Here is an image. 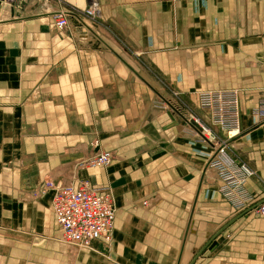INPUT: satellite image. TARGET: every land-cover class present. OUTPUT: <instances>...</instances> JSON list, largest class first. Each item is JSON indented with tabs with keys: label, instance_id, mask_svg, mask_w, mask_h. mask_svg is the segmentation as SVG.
<instances>
[{
	"label": "crops",
	"instance_id": "0c3cea01",
	"mask_svg": "<svg viewBox=\"0 0 264 264\" xmlns=\"http://www.w3.org/2000/svg\"><path fill=\"white\" fill-rule=\"evenodd\" d=\"M99 1L126 49L73 15L55 28L53 11L88 0H53L50 11L0 0V264H264V216L221 196L205 167L212 146L181 119L195 118L192 107L207 120L197 91L238 89L239 132L227 153L255 172L246 204L264 197V119L253 114L264 97V0ZM93 137L112 160L76 168L73 179L111 190V240L73 251L52 193L29 191L63 178Z\"/></svg>",
	"mask_w": 264,
	"mask_h": 264
},
{
	"label": "built area",
	"instance_id": "2783aa9c",
	"mask_svg": "<svg viewBox=\"0 0 264 264\" xmlns=\"http://www.w3.org/2000/svg\"><path fill=\"white\" fill-rule=\"evenodd\" d=\"M97 10L98 3L92 1L86 12L87 15L94 17ZM69 15L80 17L73 11H54L55 27L58 29L66 27ZM196 102L198 109L204 113L210 125L225 136L224 141L220 140L208 128L207 133L211 136V140L208 141L204 136L197 137L199 142H206L212 146L205 167L210 169L217 178L219 193L237 210H247L264 216V197L255 203L246 204L250 198L245 195L243 187L246 180L255 174L254 170L244 162L235 161L227 153L229 140L239 132L238 89L199 90L196 93ZM253 114L259 119H264V97L253 110ZM194 120L197 123L200 122L197 118ZM112 157L111 151H101L100 154L80 163L79 167H105L109 165ZM53 187H56L53 189L55 190L53 211L61 231V240L65 245L83 249L90 247L95 240L100 239L106 243L110 241L115 207L109 187H92L87 181L76 178H72L67 184L59 182L53 186L50 183L49 188Z\"/></svg>",
	"mask_w": 264,
	"mask_h": 264
},
{
	"label": "rangeland",
	"instance_id": "374dc122",
	"mask_svg": "<svg viewBox=\"0 0 264 264\" xmlns=\"http://www.w3.org/2000/svg\"><path fill=\"white\" fill-rule=\"evenodd\" d=\"M3 1H5L6 4H8L7 2H9V0H3ZM92 1H95V2L98 3V10H97V13L95 14L94 17H91V16L87 15V12H86ZM10 2L11 3H14V4L23 5V6H32V5H34V6H37L38 7L40 5H44V7H46L50 11L51 7H49V5L52 4L53 0H27V1H23V0H12ZM62 9H63L62 11H64V8H62ZM71 11L75 12L76 14H78L80 16V18L84 19L85 22H88L90 25L95 24L97 26H100L102 30H104L108 34H110L111 37L114 38L115 40H117V42L119 44L123 45L125 49H126V46L129 47V45L127 44L126 41L120 39L116 35V33H113L112 31H110L108 29V27L106 25H104V23H103L104 20L102 19V15H101V4H100V1L99 0H88V3H87V5L84 8H82V9H79V8L77 9L76 8V9L71 10ZM53 20H54V17H53ZM4 21H0V23H2ZM69 25H71V22H69L68 21V18H67V26L64 27L63 29H61V31L64 30V29L69 28ZM128 56H130L133 60L137 61L144 69H146L147 71H150L149 68H148V65L146 64V62H144L145 60L143 61V59H142L143 58V54L142 53L137 52L136 50H132L131 49V51H129V55ZM160 83L168 90V88L165 85L166 82L164 80H160ZM174 93H176V94H174ZM169 98L172 101H174L175 103H177V105H179L182 108H184V103L181 101V95L177 91L170 90L169 89ZM166 105L168 107H170L168 104H166ZM185 108L188 109L189 107L187 106ZM188 111L190 113H192L195 118L199 119V121L206 127V129L210 128L211 132L214 133L215 136L217 135L220 138V140H223V141L225 140L224 134H222L220 131H218L217 129H215L214 127H212L210 125V123L208 122V120H204V118H202L200 114L197 115L195 113V112H199L198 110L190 107V109H188ZM202 114H204V113H202ZM205 135L208 136L207 139L210 140V137L211 136L207 132L205 133ZM92 148H94V149L91 151L90 149H92ZM87 150L88 151L85 154H82L81 156H77L75 158V160H74L75 165H72L70 170L65 171V173H64L65 176L62 175L63 178L60 177V178H57L56 180H52L51 177H46L45 178V181H43V183H41L39 186H38L39 183H36V185H34V187L32 188V190L29 191V192H32L33 191V196H37L38 197L39 195L45 193L46 191H49V192L52 193L51 196H53V190L49 188L50 183H52L53 186H56L59 182H62V184L63 183H65V184L69 183V181L73 178V176L75 174V171H76V168L79 167L80 163L86 162L88 160V158H90V157H92V156H94L96 154H100L101 151H103V150L99 149V147L97 146V139L95 137H93L90 140L89 145L87 147ZM227 152H229L228 147H227ZM86 168H89V167H79V170L78 171H81V170L86 169ZM52 181H54V183ZM46 188H49V189H46ZM112 228H113V225H112ZM206 246L203 249H201L199 252H196L195 253V257H196L195 258V261L198 259V257H200L202 255V251L204 249H206ZM71 248H72L73 251L74 250H78V248L73 247V246ZM89 249H91V247L83 248L81 250L82 251H86V250H89Z\"/></svg>",
	"mask_w": 264,
	"mask_h": 264
},
{
	"label": "bare ground",
	"instance_id": "6f19581e",
	"mask_svg": "<svg viewBox=\"0 0 264 264\" xmlns=\"http://www.w3.org/2000/svg\"><path fill=\"white\" fill-rule=\"evenodd\" d=\"M8 14V11L6 10V8H4L3 9V12H2V14H1V20L2 19H4L5 17H6V15ZM76 18L80 21V22H82V21H85L84 19H82V18H80V17H78V16H76ZM168 105L170 106V108L171 107H173L174 108V104L172 103V102H168ZM186 119H184V117L182 116V120L183 121H185V122H187V123H192L193 125H195L196 127H197V132H198V137H202V136H204V137H206V139H207V137L208 136H206L205 135V133L207 132V129H206V127L201 123V122H199V123H197L195 120H194V118H190V117H185ZM187 120V121H186ZM208 141H209V139H207ZM210 140H211V137H210ZM103 151H106V150H103ZM77 169H79V167H77ZM53 183H54V181H52ZM56 187H53L52 188V190L53 189H55ZM46 189H49V188H46ZM54 194H55V190H53V196H52V201H51V207H52V212H53V214H54V211H53V199H54ZM54 217H55V215H54ZM55 222H56V220H55ZM57 224V223H56ZM58 226V225H57Z\"/></svg>",
	"mask_w": 264,
	"mask_h": 264
},
{
	"label": "water",
	"instance_id": "95a60500",
	"mask_svg": "<svg viewBox=\"0 0 264 264\" xmlns=\"http://www.w3.org/2000/svg\"><path fill=\"white\" fill-rule=\"evenodd\" d=\"M171 122H172L171 125L176 124V122L173 119H172ZM96 167H98V166H96ZM96 167H90V168H87V169L96 168Z\"/></svg>",
	"mask_w": 264,
	"mask_h": 264
}]
</instances>
